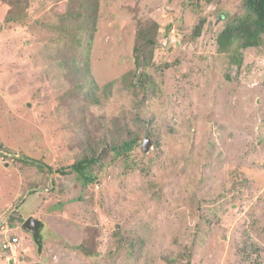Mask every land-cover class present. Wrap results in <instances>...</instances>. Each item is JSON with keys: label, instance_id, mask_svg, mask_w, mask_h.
Here are the masks:
<instances>
[{"label": "rangeland", "instance_id": "rangeland-1", "mask_svg": "<svg viewBox=\"0 0 264 264\" xmlns=\"http://www.w3.org/2000/svg\"><path fill=\"white\" fill-rule=\"evenodd\" d=\"M78 3L0 0V264H43L17 212L52 264H264V42L237 66L217 41L244 0H99L91 46ZM127 126L138 144L112 150ZM91 149L93 180L72 167Z\"/></svg>", "mask_w": 264, "mask_h": 264}, {"label": "trees", "instance_id": "trees-1", "mask_svg": "<svg viewBox=\"0 0 264 264\" xmlns=\"http://www.w3.org/2000/svg\"><path fill=\"white\" fill-rule=\"evenodd\" d=\"M24 1L27 3V0H23V2ZM206 1L212 2L213 0ZM98 4L99 0H79L78 5L72 4L67 10V16L70 19L73 20L77 17L79 20L81 17L83 18L81 24L77 25L76 27L77 29H85L88 35L85 39L89 42V46H91L93 33L97 27ZM244 5L247 10V14L239 17H229L226 21L225 27L221 30L217 38L219 51L229 52L231 62L237 66H241L243 63V49H247L249 47H258L264 42V0H244ZM10 18L12 19L11 15ZM200 27L201 23L197 26V34L200 33ZM157 31L158 24L155 21H153L151 25L149 24L147 27H142L138 31L136 44L134 46L136 67L143 65L146 66L149 64L150 56L147 54H152L151 48L154 46L156 41ZM75 34L76 32L73 33V31H71L70 39H76L77 36H75ZM77 44V53L71 58V69H74L75 72L79 73L80 60L77 49H79L80 46H83V40L78 38ZM67 46L70 49V45L67 44ZM67 64L69 65V63ZM140 77L142 81V79H146V77H149V75L144 72L140 75ZM125 129L126 133H128V136H133L129 140L119 136L115 142L120 143V145L113 143L111 146L112 150H118L120 152L122 150L130 151L138 144V136L134 135L128 126L125 127ZM100 155L101 154H96L95 151L91 149L90 154L78 159V161L75 162L72 167L74 170L80 172L84 178L87 176V179L93 180L96 177L95 167L100 163L101 160ZM22 159L35 165L38 162L28 156L23 157ZM39 166L42 167L41 165ZM86 171H88V173ZM11 220H16L21 223L25 221L24 217L19 212H17L15 217H11ZM41 229L37 238L33 237L32 235L34 241L37 243L38 252L42 251L44 245V235ZM75 248L80 250L81 253L86 257H90L94 254V252L87 246L86 243H84V241L81 243V245H77Z\"/></svg>", "mask_w": 264, "mask_h": 264}, {"label": "water", "instance_id": "water-1", "mask_svg": "<svg viewBox=\"0 0 264 264\" xmlns=\"http://www.w3.org/2000/svg\"><path fill=\"white\" fill-rule=\"evenodd\" d=\"M145 141H146V143L147 142L149 143L148 146L146 144H144V150L147 151L148 148L150 147V145H152V143H151L152 141L148 135H147ZM22 226H23V229L32 233L33 237L37 238L39 236L40 229L42 227V221L37 217L29 216L27 219H25Z\"/></svg>", "mask_w": 264, "mask_h": 264}, {"label": "built area", "instance_id": "built-area-1", "mask_svg": "<svg viewBox=\"0 0 264 264\" xmlns=\"http://www.w3.org/2000/svg\"><path fill=\"white\" fill-rule=\"evenodd\" d=\"M20 244L19 238L17 236L13 237H8L4 242H3V249L10 250L11 252H15L14 250L18 247Z\"/></svg>", "mask_w": 264, "mask_h": 264}, {"label": "crops", "instance_id": "crops-1", "mask_svg": "<svg viewBox=\"0 0 264 264\" xmlns=\"http://www.w3.org/2000/svg\"><path fill=\"white\" fill-rule=\"evenodd\" d=\"M51 217H54V218H56V216L55 215H51ZM25 219H27L26 217H25ZM41 220V219H40ZM42 221V220H41ZM61 243V242H60ZM44 246V245H43ZM53 252V250H50V252H48V255L47 256H44V253L45 252H38V254L40 255V258H41V261L43 262V264H52V258L54 259L55 257H56V260H57V255L56 254H54V253H52ZM37 254V255H38ZM52 257V258H51ZM40 263V262H39Z\"/></svg>", "mask_w": 264, "mask_h": 264}]
</instances>
